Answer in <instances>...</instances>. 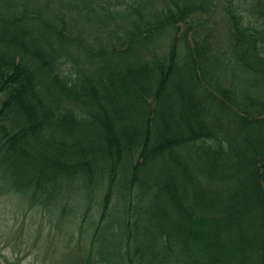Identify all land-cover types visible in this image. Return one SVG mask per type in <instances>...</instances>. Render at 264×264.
<instances>
[{"label": "trees", "instance_id": "16d2710c", "mask_svg": "<svg viewBox=\"0 0 264 264\" xmlns=\"http://www.w3.org/2000/svg\"><path fill=\"white\" fill-rule=\"evenodd\" d=\"M1 1L8 191L40 206H69L80 191L94 198L99 222H110L103 236L93 223L92 238L118 239L120 254L91 246L89 264H264V6L245 25L235 0H171L150 12L104 0ZM216 3L240 90L225 87L211 43L190 34L189 13ZM56 4L90 30L75 36ZM165 33L171 43L157 50Z\"/></svg>", "mask_w": 264, "mask_h": 264}, {"label": "rangeland", "instance_id": "374dc122", "mask_svg": "<svg viewBox=\"0 0 264 264\" xmlns=\"http://www.w3.org/2000/svg\"><path fill=\"white\" fill-rule=\"evenodd\" d=\"M104 1L109 8L129 10L138 6L149 12L152 9H162L166 5H173L171 0ZM176 1L183 4L182 0ZM234 2L242 13V21L245 25H249L248 21H254L250 10L254 9L257 4L264 6V0H235ZM0 3H2L1 0ZM55 11L68 17L70 27L74 29L71 31L75 36L80 35L82 31L90 30L89 28L87 30L84 20L80 18V21L77 22L78 19L72 18L77 13L74 9L57 5ZM189 15L188 20L192 24L190 34L195 35L198 41L208 40L211 43L218 63V70L226 79H223L225 87L228 86L233 90L234 85L235 89L240 90L246 84L240 69L230 63V22L222 5L209 4L208 8L203 10L195 7ZM132 16L134 17V13ZM108 28L112 29L113 25H109ZM184 29L185 25L182 24L181 30ZM166 33L155 37L153 42H155L154 47L157 50L170 45L172 36ZM105 34H107V30L100 31L96 35H93L92 32L91 39H100L97 35L104 36ZM178 47L179 54H184L185 44L179 43ZM260 89L264 91V86H261ZM78 196L79 199L75 200L70 197L69 206L66 207H63V202H58L56 206L33 205L26 196L8 191L6 184L0 180V264H89L88 255L91 246L96 247L95 250L105 253L104 257L108 253L113 256L114 253L115 255L120 254L118 239L113 243H106V240H102L99 235V237L92 238L91 231L95 228L91 225L100 220V206L95 204V199L90 198L85 191H80ZM115 204L114 201L110 213L115 211L113 209ZM83 215L86 216L85 223L82 222L84 221ZM109 219L108 216L99 222L102 227L98 229L97 234L101 232L103 236L107 233L105 224L110 222ZM82 226H84V230L80 234ZM109 238L111 237L109 236ZM111 255L109 256L114 259Z\"/></svg>", "mask_w": 264, "mask_h": 264}]
</instances>
